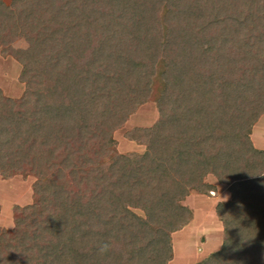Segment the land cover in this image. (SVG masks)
<instances>
[{"label":"trees","instance_id":"16d2710c","mask_svg":"<svg viewBox=\"0 0 264 264\" xmlns=\"http://www.w3.org/2000/svg\"><path fill=\"white\" fill-rule=\"evenodd\" d=\"M24 46L16 47V42ZM0 175H33L35 201L0 226V264H170L184 201L225 185L219 250L195 264H264V0H0ZM159 120L114 133L149 101Z\"/></svg>","mask_w":264,"mask_h":264},{"label":"rangeland","instance_id":"374dc122","mask_svg":"<svg viewBox=\"0 0 264 264\" xmlns=\"http://www.w3.org/2000/svg\"><path fill=\"white\" fill-rule=\"evenodd\" d=\"M10 1L5 0L6 3ZM15 46H24V42H16ZM19 64L15 59L0 54V88L4 95L10 98L21 97L25 89L24 84L19 80L22 71V66ZM165 71L166 62H158L149 101L142 104L124 126L115 131L113 138L116 145L114 147L118 153H143L145 151V146L129 140L126 133L134 128L152 127L159 120L157 101L165 85L163 78ZM258 123L253 128L251 137L254 144L256 142L257 148L264 150V117ZM36 180L37 178L33 175H14L11 178H3L0 175L1 228L12 230L15 226V207H25L35 201L34 184ZM207 181L217 187L215 193L212 192L210 195L193 193L195 197L184 201V204L193 210L195 222H192L191 229L189 228L186 233L180 231L173 234L176 257L172 264H195L216 252L222 244L223 233L219 230L222 226L213 209H215L214 204L216 207V200L222 201L228 196V188L219 184L215 177L209 176Z\"/></svg>","mask_w":264,"mask_h":264},{"label":"crops","instance_id":"0c3cea01","mask_svg":"<svg viewBox=\"0 0 264 264\" xmlns=\"http://www.w3.org/2000/svg\"><path fill=\"white\" fill-rule=\"evenodd\" d=\"M264 117V116H263ZM262 117V118H263ZM261 118V119H262ZM261 119L259 120V122L261 121ZM259 124V123H258ZM257 124V125H258ZM256 125V126H257ZM255 146L257 147V145H256V142H255ZM261 150H263V149H261ZM228 194V196L225 198V200H222V201H227V200H229L230 199V193L229 192H227ZM193 194V193H192ZM190 195L189 197H188V199L190 198V197H195V195L193 194V195ZM217 202H216V205H217V203L218 202H221V200H216ZM190 209H191V207L190 206H188ZM214 208H215V204H214ZM214 211H215V209H213ZM191 211H192V213H193V210L191 209ZM215 214H216V212H215ZM217 217V216H216ZM195 214L193 213V219H192V221L186 226V227H184L182 230H181V233H186L187 232V230H189V228L191 229V224H192V222H195ZM218 219V218H217ZM219 220V219H218ZM221 223V222H220ZM221 226H222V224H221ZM219 230H220V232L222 231V233H223V228L221 227V228H219ZM180 232V231H179ZM179 232H177V233H179ZM176 234V233H175ZM178 235V234H177ZM199 237V236H198ZM202 237V236H201ZM202 239V238H201ZM173 240H174V237H173ZM174 242V241H173ZM220 247H221V245H220ZM220 249V248H219ZM218 249V250H219ZM175 257H176V255H175V249H174V259H173V261L170 263V264H172L173 262H174V260H175Z\"/></svg>","mask_w":264,"mask_h":264}]
</instances>
